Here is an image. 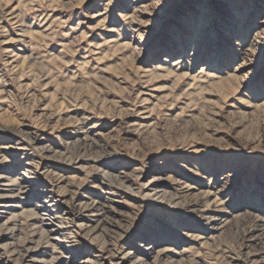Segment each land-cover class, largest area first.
<instances>
[{
  "label": "rangeland",
  "instance_id": "obj_1",
  "mask_svg": "<svg viewBox=\"0 0 264 264\" xmlns=\"http://www.w3.org/2000/svg\"><path fill=\"white\" fill-rule=\"evenodd\" d=\"M0 178V264H264V0H0Z\"/></svg>",
  "mask_w": 264,
  "mask_h": 264
},
{
  "label": "bare ground",
  "instance_id": "obj_2",
  "mask_svg": "<svg viewBox=\"0 0 264 264\" xmlns=\"http://www.w3.org/2000/svg\"><path fill=\"white\" fill-rule=\"evenodd\" d=\"M22 174V173H21ZM22 176H24V175H22ZM22 176H20L21 178H22ZM18 177V176H17ZM16 177V178H17ZM10 178V177H9ZM1 179V178H0ZM8 179V178H7ZM13 179V178H12ZM14 180H16L15 178H14ZM10 180H8V184L10 183L9 182ZM23 181V180H22ZM4 182H6V181H4ZM18 182H19V180H18ZM24 182H25V180H24ZM7 183V182H6ZM16 183V182H15ZM27 183V182H26ZM2 185H4V184H2ZM9 185H11V184H9ZM20 185V184H19ZM34 185V184H33ZM44 186V185H43ZM49 189V188H48ZM10 190V189H9ZM8 190V191H9ZM13 192V191H12ZM19 192V191H18ZM26 192V191H25ZM34 192V191H33ZM16 193V192H15ZM35 193V192H34ZM90 193V192H89ZM101 193V192H100ZM108 194V193H107ZM16 195H18V194H16ZM39 195V194H38ZM56 195H59V194H56ZM5 196V195H4ZM103 196V195H102ZM105 196V195H104ZM107 196V195H106ZM13 197V196H12ZM15 197V196H14ZM4 198V197H3ZM103 198H105V197H103ZM108 198V197H107ZM111 198V197H110ZM114 198V197H113ZM47 199V198H46ZM53 199V198H52ZM1 200V199H0ZM41 200H43V199H41ZM96 200V199H95ZM81 201V200H80ZM44 202V201H43ZM93 202H94V200H93ZM40 203V202H39ZM97 203V202H96ZM2 204V203H1ZM4 204H5V202H4ZM9 204V203H8ZM47 204V203H46ZM49 205V204H48ZM51 205V204H50ZM88 206V205H87ZM90 206V205H89ZM104 206V205H103ZM8 207V206H7ZM14 207V206H13ZM80 207V206H79ZM40 208V207H39ZM42 208V207H41ZM12 209V208H11ZM46 209V208H45ZM48 209V208H47ZM50 209V208H49ZM82 209H84V208H82ZM95 209V208H94ZM105 209V208H104ZM1 210V209H0ZM43 210V209H42ZM98 210V209H97ZM105 211V210H104ZM4 212V211H3ZM7 212V211H6ZM43 214L45 213V212H42ZM61 213H63V212H61ZM68 213V212H67ZM89 213V212H88ZM12 214V213H11ZM49 214V213H48ZM87 214V213H86ZM45 215V214H44ZM47 215V214H46ZM56 215V214H55ZM40 216V215H39ZM48 216H50V215H48ZM52 216V215H51ZM57 216V215H56ZM56 216H54V217H56ZM65 216V215H64ZM45 217V216H44ZM62 217V216H61ZM66 217V216H65ZM76 217H77V215H76ZM87 217V216H86ZM40 218V217H39ZM47 218V217H46ZM49 218H51V217H48V219ZM71 218V217H70ZM69 218V219H70ZM83 218H85V217H83ZM94 218H95V216H94ZM97 218H98V216H97ZM68 219V218H67ZM92 219V218H91ZM45 220V219H44ZM51 220V219H50ZM57 220V219H56ZM62 220V219H61ZM41 221H42V219H41ZM52 221V220H51ZM50 221V222H51ZM55 221V220H54ZM64 221V220H63ZM66 221V220H65ZM84 221V220H83ZM48 222V221H47ZM68 222V221H67ZM77 222H79V221H77ZM83 223V222H82ZM85 223V222H84ZM87 223H89V221L87 222ZM57 224V223H56ZM80 224V223H79ZM58 225H59V223H58ZM98 225V224H97ZM63 226H65V225H63ZM62 226V227H63ZM84 226V225H83ZM57 227V226H56ZM55 227V228H56ZM59 228L61 227V226H58ZM62 227H61V229H62ZM52 228V227H51ZM100 228V227H99ZM44 229V228H43ZM53 229V228H52ZM73 229V228H72ZM57 230V229H56ZM80 230V229H79ZM47 231V230H46ZM96 231V230H95ZM41 232V231H40ZM50 232V231H49ZM83 232V231H82ZM44 233V232H43ZM48 233V232H47ZM73 233V232H72ZM95 233H97V232H95ZM59 234V233H58ZM56 235V234H55ZM68 235V234H67ZM48 236V235H47ZM50 236H52V235H50ZM58 236V235H57ZM63 236V235H62ZM61 236V237H62ZM66 236V235H65ZM71 236V235H70ZM64 237V236H63ZM48 238V237H47ZM55 238H56V236H55ZM59 238V237H58ZM60 240V239H59ZM65 240H66V238H65ZM64 240V241H65ZM54 241V240H53ZM68 241V240H67ZM72 241V240H71ZM66 242V241H65ZM57 243V242H56ZM68 243V242H67ZM74 243V242H73ZM52 244V243H51ZM55 244V243H54ZM60 244V243H59ZM69 244H70V242H69ZM53 245V244H52ZM64 246V245H63ZM63 246H61V247H63ZM30 247V246H29ZM48 247V246H47ZM144 247V246H143ZM166 247V246H165ZM168 247V246H167ZM31 248V247H30ZM38 248V247H37ZM56 248V247H55ZM74 248V247H73ZM72 248V249H73ZM164 248V247H163ZM32 249V248H31ZM69 250V249H68ZM67 250V251H68ZM164 250V249H163ZM168 250V249H167ZM172 250H174V249H172ZM184 250V249H183ZM189 250V249H188ZM16 251V250H15ZM131 251V250H130ZM160 251H162V250H160ZM185 251V250H184ZM184 251H181V252H184ZM25 252V251H24ZM53 252V251H52ZM55 252V251H54ZM61 252V251H60ZM168 252V251H167ZM172 253V252H171ZM19 254V253H18ZM21 254V253H20ZM45 254V253H44ZM68 254V253H67ZM72 254V253H71ZM182 254V253H181ZM188 254V253H187ZM73 255V254H72ZM121 255V254H120ZM183 255V254H182ZM23 256V255H22ZM52 256V255H51ZM171 256V255H170ZM181 255H179V257H180ZM43 257V256H42ZM41 257V258H42ZM63 257V256H62ZM70 257V256H69ZM184 257V256H183ZM183 257H181L180 259H182ZM1 258V257H0ZM16 258V257H15ZM40 258V259H41ZM93 258V257H92ZM174 258V257H173ZM27 259V258H26ZM37 259V258H36ZM63 259V258H62ZM120 259V258H119ZM172 259V258H171ZM178 259V258H177ZM177 259H175V260H177ZM22 260V259H21ZM33 260V259H32ZM44 260H45V257H44ZM64 260V259H63ZM86 260V259H85ZM122 260V259H121ZM14 261V260H13ZM47 261V260H46ZM49 261V260H48ZM82 261V260H81ZM173 261V260H172ZM171 261V262H172ZM181 261V260H180ZM71 262V261H70ZM102 262V261H101ZM124 262V261H123ZM140 262V261H139ZM177 262H179V261H177ZM51 263V262H50ZM106 263V262H105ZM133 263V262H132ZM203 263V262H202ZM27 264H28V262H27ZM124 264V263H123ZM131 264V263H130ZM207 264V263H206Z\"/></svg>",
  "mask_w": 264,
  "mask_h": 264
}]
</instances>
